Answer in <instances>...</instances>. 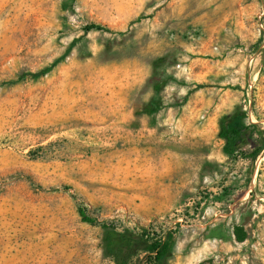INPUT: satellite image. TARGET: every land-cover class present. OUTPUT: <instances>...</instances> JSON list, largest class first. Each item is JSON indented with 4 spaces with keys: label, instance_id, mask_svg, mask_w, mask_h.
<instances>
[{
    "label": "rangeland",
    "instance_id": "rangeland-1",
    "mask_svg": "<svg viewBox=\"0 0 264 264\" xmlns=\"http://www.w3.org/2000/svg\"><path fill=\"white\" fill-rule=\"evenodd\" d=\"M0 143V264H115L80 203L169 264H264V0H0Z\"/></svg>",
    "mask_w": 264,
    "mask_h": 264
},
{
    "label": "trees",
    "instance_id": "trees-1",
    "mask_svg": "<svg viewBox=\"0 0 264 264\" xmlns=\"http://www.w3.org/2000/svg\"><path fill=\"white\" fill-rule=\"evenodd\" d=\"M67 1H69V7L71 8L76 0ZM109 31L108 27L101 24H90L85 28L87 33ZM49 71L51 69L32 73L31 75L35 78L43 76ZM26 76H29V74H26ZM172 79L154 84L155 96L147 104L146 113L154 114L160 110L162 100L160 92L168 81H173ZM246 132L247 128L234 123H230L220 130L219 137L225 142L224 151L226 154L232 157L238 155L239 144L245 138ZM249 157L253 161L258 159L255 152ZM78 205V214L83 223L97 225L104 230L103 250L106 256L111 258L115 264H169V257L174 244L170 238H165L155 232L154 229L144 227L137 228L141 231L136 229L120 230L114 224L99 221V219L91 216L82 203Z\"/></svg>",
    "mask_w": 264,
    "mask_h": 264
},
{
    "label": "bare ground",
    "instance_id": "bare-ground-1",
    "mask_svg": "<svg viewBox=\"0 0 264 264\" xmlns=\"http://www.w3.org/2000/svg\"><path fill=\"white\" fill-rule=\"evenodd\" d=\"M0 148H1V143H0Z\"/></svg>",
    "mask_w": 264,
    "mask_h": 264
}]
</instances>
